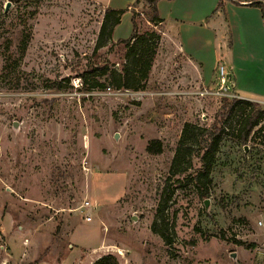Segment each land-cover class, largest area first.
Masks as SVG:
<instances>
[{
  "label": "rangeland",
  "instance_id": "rangeland-1",
  "mask_svg": "<svg viewBox=\"0 0 264 264\" xmlns=\"http://www.w3.org/2000/svg\"><path fill=\"white\" fill-rule=\"evenodd\" d=\"M242 1L159 4L161 30L181 45L212 37L188 26L178 35L173 20L196 3L207 5L205 26L218 32L201 76L220 84L224 70L227 81L198 86L194 97L182 93L190 87L179 81L186 75L173 44L145 91L93 87L100 78L89 67L121 69L115 44L131 38L133 14L144 11L138 0H0V264H94L107 255L120 264H264V122L247 146L232 123L208 199L192 178H172L164 214L171 246L151 229L184 125L211 127L224 98L264 109V16ZM109 8L121 22L95 52ZM227 18L229 28L220 25ZM137 23L140 33L160 34L143 14ZM24 31L31 36L21 57ZM153 140L162 141L161 154L147 150Z\"/></svg>",
  "mask_w": 264,
  "mask_h": 264
},
{
  "label": "trees",
  "instance_id": "trees-1",
  "mask_svg": "<svg viewBox=\"0 0 264 264\" xmlns=\"http://www.w3.org/2000/svg\"><path fill=\"white\" fill-rule=\"evenodd\" d=\"M161 0H138V4H143L142 13L134 12L133 34L130 39L117 42L115 45L124 51L121 69L117 70L111 66L109 61L89 67L88 72L96 74L100 80L96 81L94 88H111L117 91H145L148 86L150 73L156 61L162 36L154 31V28L144 33L139 32L137 18L143 14L148 23L156 28L163 22L159 15L158 3ZM251 5L260 8L264 16V0H248ZM224 0L219 5L222 6ZM122 13L107 9L100 28L95 52L108 47L112 42L115 28L121 22ZM31 33L23 32V37L19 46V55L24 57L30 41ZM114 48L110 46V50ZM10 59V57H7ZM85 85L87 80L84 78ZM58 89L59 86H52ZM236 122L232 132L235 138L243 146H247L251 138L256 135V129L264 122V109L256 103L242 101L238 98L223 99L221 111L216 115L211 127H201L197 124L186 123L182 129L181 137L175 156L172 160L170 175L161 192L157 208L156 220L152 224L153 233L159 235L167 246L173 244V238L169 233L164 214L172 202L174 191L171 190L170 182L172 178L182 175L184 178L176 180L180 183L183 179L192 182L202 198L210 197V188L213 185V173L218 164L219 156L222 152L225 138L230 136L232 123ZM234 135V134H233ZM147 150L153 154L163 152V143L160 140H153L149 143ZM199 168H195V164ZM193 170V171H192ZM192 171V172H190ZM190 172V173H189ZM94 264H120L113 255H107Z\"/></svg>",
  "mask_w": 264,
  "mask_h": 264
},
{
  "label": "crops",
  "instance_id": "crops-1",
  "mask_svg": "<svg viewBox=\"0 0 264 264\" xmlns=\"http://www.w3.org/2000/svg\"><path fill=\"white\" fill-rule=\"evenodd\" d=\"M162 1H164V0H161L158 3V6L160 3H162ZM230 1L235 2L236 0H230ZM239 1L241 2V0H239ZM242 2H247V1H242ZM142 6H144V5L142 4ZM206 8H208V7L205 3H196V4L186 8L185 13H183L182 15L176 16V18L173 21H175L176 23L179 24L178 35L181 36V34L184 33V29L182 28L184 26H188L191 29H201V30L203 29L207 33V36H208V34L212 36L209 39L208 43L206 40H203V39L200 41L195 39L194 41L192 40L191 43H188L187 46L184 44H182V45L179 44L177 35L171 36L170 34H168L169 32H165L166 30L165 31L161 30L162 27L164 26V23H165V19L162 17H161V19L163 20V22L160 23L158 25V27H156L157 29H159V32L162 36L157 58H159L161 56L162 52H164V50L166 48H168L167 45L173 44L175 46V48L178 52V55L180 56L181 61H182L181 65H180L181 66V72L184 75H186V76H183L181 78V80L179 79V81H180L181 85H185V86L187 85L190 87V89H188V91H182V93L193 95L194 97L197 95L196 90H197L198 86L203 87L204 89L208 90V89L216 88V87L221 85L219 83L214 84L212 86L207 85L205 77L201 76V66H202V68H203V66H205V62H204L205 59L203 58V56L208 57V52H207L206 48H208L210 43L212 44V41L214 43V47H215V45L219 47V45H218L219 42H217V33L218 32H217L216 28L215 27L209 28V27L205 26V23H206L205 20L210 19V17H211L208 14L209 12H206ZM230 8L231 7L228 4L226 9L229 11ZM230 13H231V11H230ZM172 17H173V14L171 15L170 19ZM229 21H230V19L227 18L224 20V22H221L220 25L227 26L229 28L231 26V23ZM240 31L243 35L242 37H244V41H246L245 31L243 29L241 30V23H240ZM155 63H156V61H155ZM155 63L153 66V70L155 67ZM222 87H224V85Z\"/></svg>",
  "mask_w": 264,
  "mask_h": 264
},
{
  "label": "built area",
  "instance_id": "built-area-1",
  "mask_svg": "<svg viewBox=\"0 0 264 264\" xmlns=\"http://www.w3.org/2000/svg\"><path fill=\"white\" fill-rule=\"evenodd\" d=\"M226 81H227L226 73L224 72V70H221V83L220 84L223 86L226 83ZM85 207L90 209L92 206L89 202H86ZM85 219L87 221H91L90 213H86Z\"/></svg>",
  "mask_w": 264,
  "mask_h": 264
},
{
  "label": "water",
  "instance_id": "water-1",
  "mask_svg": "<svg viewBox=\"0 0 264 264\" xmlns=\"http://www.w3.org/2000/svg\"><path fill=\"white\" fill-rule=\"evenodd\" d=\"M15 127H17V125H15ZM208 206H209V200L206 201V207L208 208ZM233 257H235V254H233Z\"/></svg>",
  "mask_w": 264,
  "mask_h": 264
}]
</instances>
